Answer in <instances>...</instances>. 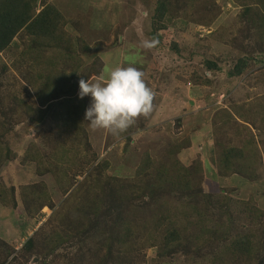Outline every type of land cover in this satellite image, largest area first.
Wrapping results in <instances>:
<instances>
[{"label":"trees","instance_id":"1","mask_svg":"<svg viewBox=\"0 0 264 264\" xmlns=\"http://www.w3.org/2000/svg\"><path fill=\"white\" fill-rule=\"evenodd\" d=\"M38 1L0 0V53L19 35L20 41L26 45V51H22L21 55L28 54L31 68L41 66L40 71L47 75L44 83H40V89H36L35 109L32 110V107L19 100L18 107L13 112L20 108L29 123H39L44 119L50 122L51 127H56V132L52 133L56 141L53 151L48 155L49 165L59 158L66 161L69 157L68 169H74L78 173L84 170L80 167V161L89 165L91 160H96V157L88 158L84 150L74 147L76 136L83 130L79 114L84 110L87 98L80 99L77 98L78 95L59 97L55 92L72 91L69 94L72 95L76 90L74 87L73 91L76 76L79 84L90 73L98 74L102 70V64L96 69L93 62V68L84 71H79L81 65L78 64L69 73L58 74L60 70L57 66L71 62L70 59L73 60L79 53L86 54L89 49L82 44L77 51L79 41L70 38L63 31L59 33L57 18L60 15L56 12L57 9L52 4L38 5ZM149 1L152 4V30L148 32V36L150 40H156L154 32L167 28L164 21H189L188 16L199 0ZM233 2L240 9L239 21H235V24L240 26L243 42L249 40L256 44V34L264 40V0ZM182 9H185V13L179 17ZM192 22L205 28L214 24L213 20ZM234 28V25L223 27L220 32H232ZM221 34L222 32L216 34L212 31L206 39H197L192 52V48L187 45L181 47L177 40L171 46V51L179 55L187 53L189 59L200 55L204 57L201 63L203 71L213 76L224 73L228 80H239L235 90H238L237 95L243 97L238 102H226L227 107L218 108L211 117L212 154L205 159V163L202 155H199L197 159L192 158L194 162L191 165H183L178 155L181 157V154L189 151L194 141L187 137L177 142L167 139L159 159L152 158L148 152L144 154L135 171V179L138 182L143 179L145 183L138 184L133 183V180L112 177L102 180L101 171L109 164L103 161L99 165L97 160L95 167H91L77 185L61 190L63 195L68 193L70 198H78L81 205L78 206V211L65 207L64 203L60 208L54 209L56 206L44 183L20 186V200L30 217L40 215L41 209L46 206L54 210L50 217L53 227L48 235L42 237L46 259L74 240L79 246L78 264H143V251L153 247L162 264H173L181 260L192 264H264V210L256 206L252 196L244 201L231 197L232 190L223 193L225 191L217 186L219 182L216 183L215 192H208L203 187L205 174H209L207 171L210 170L221 179L240 176L249 181L258 178L257 170L261 165L264 170V138L260 135L264 134V93L251 97L252 85L264 82V67L257 76L242 78L251 68L254 70L256 65L253 57L241 58L245 48L242 40L239 43L233 42L232 47L229 45L228 52L223 54L231 56L234 53L237 56L232 67L224 64L222 56H214V59L213 56L210 57L208 51L224 45ZM244 35L248 37L243 39ZM61 42L63 44L59 45ZM52 45H56V48ZM99 46L95 45L97 56L94 55L92 61L98 57ZM158 46L159 44L156 45L157 50ZM46 49L52 55L50 58L44 57ZM260 49L264 53V46ZM262 62L258 61L257 66L259 63L264 65V61ZM206 78L204 77L202 85L211 84ZM38 81L41 82L37 79L36 82ZM244 81L248 84L244 85ZM218 92L221 93L216 90L212 94L217 98L214 99L215 104L219 98ZM34 115L41 118L32 120ZM3 118L9 121L5 113ZM4 126L6 124L0 122V168L5 164L6 168L16 158V152H12L4 140V133L10 131ZM133 126L122 134H128ZM253 130L257 134H253ZM84 135L86 136L85 132ZM235 139L238 144H231ZM88 147L87 141L86 150ZM33 149H37L36 144L30 143L25 153ZM28 158L30 156L24 155L22 162H26ZM36 160L37 173L47 172L42 166L44 159L37 157ZM56 169L63 174L67 167L60 163L55 166V172ZM54 171L51 172L55 173ZM85 193L87 201L84 203L79 197ZM0 204L11 207L17 204L14 187H7L1 181ZM33 243L34 241L27 240L24 248L16 253L25 259V263L39 254ZM10 253L15 251L6 241H0V263L8 264L6 259ZM15 258L16 256L13 259ZM46 259L42 264H45ZM156 262L161 264L159 260L152 263Z\"/></svg>","mask_w":264,"mask_h":264},{"label":"rangeland","instance_id":"2","mask_svg":"<svg viewBox=\"0 0 264 264\" xmlns=\"http://www.w3.org/2000/svg\"><path fill=\"white\" fill-rule=\"evenodd\" d=\"M37 4H52L60 15L57 18L59 33L63 31L70 38L77 39L79 41L77 51L82 44H85L84 46L89 49L86 54L79 53L73 60L70 59L71 62L57 66L60 70L58 74H67L78 64L81 65L79 71L91 70L93 62H95L96 69L102 64V70L98 74H89L87 79L92 83L101 77H107L110 70L116 66H132L144 73V81L153 90L155 96L151 113L146 117H139L131 131L128 134H121L119 138L114 137L106 130H94L89 126L84 117L91 98L90 96L86 97L84 110L79 114L83 130L76 136L74 147L84 150L88 158L96 157V160H91L89 165L80 161V167H83L84 170L76 173L74 169H68L69 157L66 161L59 158L57 162L49 165L48 155L53 151L56 141L52 137V133L56 132V127H51L50 122L44 121V119L39 123H29L20 108L13 112V109L18 107L19 100L32 107V110L35 109L36 89H40L39 85L44 83V78H47V75L40 71L41 66L36 65L35 69L31 68L32 63L28 60V54L21 55L22 51H26V45L20 41L19 35L14 38V41L4 52L0 53V122L6 124L5 129L10 130L4 133V140L11 151L16 152L15 160L11 161L6 168V164L0 168V181L7 187H14L17 201L15 207L0 204V241H6L15 251L7 257L8 264H22L25 259L20 258L16 253L24 248L27 240L34 241L33 244L39 250V254L32 256L30 260L28 258V261L23 263L42 264V261L46 259L42 237L48 235L53 227L50 217L54 210L47 206L41 209L40 215L29 216L20 200V186L44 183L56 206L54 209L60 208V205L64 203L65 207L78 211L80 208L78 206H81L78 198L72 199L67 195L68 193L63 195L61 190L62 188L68 190L73 184L77 185V182H80L86 172L91 167L94 168L97 162L99 165L103 161L109 164L105 170L101 171L102 180L112 177L133 180V183L138 184L145 183L143 179H141L142 182L135 179V171L144 154L148 152L152 158L159 159L161 150L166 147L167 139L177 142L187 137L194 141L193 147L189 151L181 154V157L178 155V159L183 165H191L194 162L192 158L197 159L199 155H202L204 160L207 159L212 154L210 140H212L213 131L210 120L214 111L227 107L226 102H238L243 97L237 95L238 90H235L239 80H228L224 73H220L221 76H213L211 73L203 71L201 63L204 57L201 55L195 59H189L187 53L182 52L179 55L173 50L171 51L174 40H177L181 47L187 45L190 49L192 48V52L197 39H206L212 31L216 34L222 32L220 38L223 39L224 45H220L208 53L210 57L213 56V59L214 56H222L224 64L232 67L237 56L234 53L231 56L223 54L228 52L229 45L232 47L233 42L239 43L238 41L242 40L239 32L240 26L235 24V21H239L240 9L233 0H199L195 2L188 16L189 21H164L167 28L154 32L159 44L158 50L156 47L145 49L141 46L142 41L150 40L148 32L152 30L150 18L152 4L149 0H39ZM181 13L179 12V17L183 16L185 9H182ZM195 20H213L214 24L205 28L194 25L192 21ZM231 25L235 27L232 32L222 30L220 32L223 27ZM224 33H226L225 36ZM254 36L257 37L256 44L249 40L244 43L242 40L245 48L242 51L244 56L241 58L253 57L256 63L255 69L251 68L242 78L251 75L257 76L262 71L261 68L264 67L260 63L257 66L258 61H264V53L260 49L264 46V40L260 39L258 34ZM245 37L248 36L244 35L243 39H246ZM95 45H100L98 57L92 61L96 55ZM52 47L56 48V45H52ZM46 50L44 57L50 58L52 55L48 49ZM40 60L41 57L39 62ZM204 77L211 81L210 85H202ZM37 79L41 82H36ZM247 84L244 81V85ZM74 87L76 90L72 95H69L72 91L68 93L55 92V95L59 97L78 95V76L73 80V91ZM216 90L221 93L218 92L219 98L215 104L214 99L217 98L212 94ZM263 93L264 82L252 85L251 97ZM77 98L79 97L77 96ZM4 113L9 121L4 120ZM37 118L41 117L34 115L32 120ZM253 134H257V132L253 130ZM260 135L264 138V134ZM71 136L74 137L73 134ZM87 141L89 147L86 150ZM30 143L36 144L37 149L25 153ZM232 143L237 145V139ZM24 155H28L30 158L23 163ZM37 157L44 159L42 161L44 165L39 163L47 169L44 174H38L36 171ZM60 163L63 167H67L63 174L59 169L54 171L55 166ZM207 172L209 174H205L206 179L203 180L205 190L215 192L217 190L216 183L219 182L217 186L220 190L225 191L223 193L232 190L231 197L244 201L249 200V197L252 196L256 206L264 210V170L262 165L257 170L258 178L255 181H249L240 176L221 179L212 174L211 170ZM79 198L85 203L87 193ZM78 248L76 241L73 240L68 243V246L60 248L49 256L45 264H78L80 262L77 254ZM143 252V264H153L152 262L155 260L160 262V259L156 257L154 247ZM156 264L158 263L156 262ZM173 264L192 263L190 261L185 263L181 260Z\"/></svg>","mask_w":264,"mask_h":264},{"label":"clouds","instance_id":"3","mask_svg":"<svg viewBox=\"0 0 264 264\" xmlns=\"http://www.w3.org/2000/svg\"><path fill=\"white\" fill-rule=\"evenodd\" d=\"M157 44L155 39L144 40L141 46L152 49ZM89 96L90 105L84 117L89 126L94 130H106L119 138L139 117L151 113L155 93L146 85L142 71L132 66H116L107 77L96 82L79 81L78 97Z\"/></svg>","mask_w":264,"mask_h":264},{"label":"crops","instance_id":"4","mask_svg":"<svg viewBox=\"0 0 264 264\" xmlns=\"http://www.w3.org/2000/svg\"><path fill=\"white\" fill-rule=\"evenodd\" d=\"M205 161V160H204Z\"/></svg>","mask_w":264,"mask_h":264}]
</instances>
